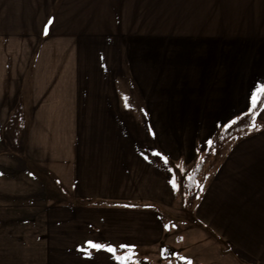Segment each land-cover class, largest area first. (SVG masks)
Here are the masks:
<instances>
[{
	"label": "crops",
	"instance_id": "0c3cea01",
	"mask_svg": "<svg viewBox=\"0 0 264 264\" xmlns=\"http://www.w3.org/2000/svg\"><path fill=\"white\" fill-rule=\"evenodd\" d=\"M261 83L264 0H0V89L30 121L23 155L0 149V264H117L90 245L158 248L176 165L205 154ZM255 124L198 179L193 221L226 251L192 264H264V111ZM33 163L64 167L72 201L4 223L22 200L36 210L34 184L21 186Z\"/></svg>",
	"mask_w": 264,
	"mask_h": 264
},
{
	"label": "rangeland",
	"instance_id": "374dc122",
	"mask_svg": "<svg viewBox=\"0 0 264 264\" xmlns=\"http://www.w3.org/2000/svg\"><path fill=\"white\" fill-rule=\"evenodd\" d=\"M6 46V42L2 45ZM11 47V45H10ZM16 92L15 88L4 87L0 89V115H2L3 119H0V149L5 152L4 154H10L11 151H20L21 155H23V151L26 147L27 143V133L30 126V121L27 119L20 118V111L23 107H27L26 104H13L11 100L16 99V96L11 97V95H7L10 92ZM3 93V94H2ZM2 94V95H1ZM12 112V113H11ZM15 115V118L12 116ZM226 148V147H225ZM225 148L218 153L213 154L210 158H213L216 163H209L208 168L212 169L221 158V156L225 152ZM204 153L199 158H202ZM198 158V159H199ZM210 160V159H209ZM9 165V166H6ZM11 163H5V167H11ZM30 169L33 170L35 175V181L29 180L26 175L22 176L24 178V183L21 186H24V191H27V187H30L34 184L35 186V197L36 200V210H31L30 206L26 205V201H21L18 209H11V215L5 217L4 223H12L16 224L21 220V223L25 221L26 218H35L37 223L39 222V210L43 206V204H60V203H68L71 200V192L68 190L66 183H64L60 177L61 173L67 172L65 168H60L57 166H47L41 163L29 164ZM194 165V164H193ZM190 167L184 166V172L182 173L179 168L174 170L175 177L179 180L180 191L177 189V193L180 192L179 202L175 204L172 208L162 211L163 218L167 221V237L165 241H162L158 248L154 249H145V248H133L131 249L135 253V260L137 264H144L141 260L142 258H146L149 262L146 264H162V261H166L164 259L165 255H171L172 259H174L177 264L181 263L182 260H185L183 264H192L190 259L193 260V257H202L206 253H209L208 247H211V254L213 256H220L225 254V249L223 245L218 242V245H214L207 231L200 229L197 224L193 221L192 213H193V204L187 203L186 193H184L182 189V181L188 176ZM7 169V168H5ZM10 169V168H8ZM32 172V171H31ZM203 179L197 180V189L200 190L204 185ZM12 183L6 182L4 183V191L6 193H15L13 192V188L11 187ZM23 194H20L19 199H23ZM43 196V197H41ZM41 197V198H39ZM6 203V201H5ZM32 203V202H31ZM26 207H29L28 211ZM19 210V211H15ZM24 210V211H23ZM28 212H35V214L28 215ZM24 214V215H23ZM208 243V246L204 243ZM169 245L171 247V252L163 254L161 252V248ZM223 247V248H222ZM207 250V251H206ZM223 254V255H224ZM230 257V256H229ZM160 258V259H159ZM187 261V262H186ZM189 261V262H188ZM229 264V263H228ZM234 264V262L230 263Z\"/></svg>",
	"mask_w": 264,
	"mask_h": 264
},
{
	"label": "trees",
	"instance_id": "16d2710c",
	"mask_svg": "<svg viewBox=\"0 0 264 264\" xmlns=\"http://www.w3.org/2000/svg\"><path fill=\"white\" fill-rule=\"evenodd\" d=\"M235 120V124H231V121ZM227 124H225L214 136L208 150L205 152L202 158L197 159L192 168L189 171L188 176L182 181V189L184 193H186L187 203L193 204L197 196L200 193V190L197 189V180L200 178L206 162L210 159V157L218 152H221L226 144L235 136L241 134L242 132L250 130L251 121L248 118L247 111L240 116H237ZM231 124V126H229ZM191 177V179H189ZM122 251L121 249H117V253ZM161 252L163 254L171 252V247L164 246L161 248ZM171 255H165L164 259L170 260ZM183 264V263H179Z\"/></svg>",
	"mask_w": 264,
	"mask_h": 264
},
{
	"label": "snow or ice",
	"instance_id": "6c2138e0",
	"mask_svg": "<svg viewBox=\"0 0 264 264\" xmlns=\"http://www.w3.org/2000/svg\"><path fill=\"white\" fill-rule=\"evenodd\" d=\"M250 107L247 110V115L249 120L251 121V127L253 129H256L255 119L256 116L259 115L261 111H264V83L259 84L251 93L250 95ZM127 106V105H126ZM236 121H231V124H235ZM231 124L229 126H231ZM211 143V141H209ZM165 160V164L167 165V159L163 158ZM177 168L180 169V171L184 172V165L183 163L176 165ZM169 171H171V168H169ZM191 179V177L189 178ZM170 183L172 184L173 188L178 187V181L174 177ZM93 248H96L97 250L104 249L105 251L112 254V258L116 260L117 264H137L135 260V253L131 249L128 250V252L124 255H118L117 249L109 246V245H101V244H91L90 245ZM126 245H121L120 249L123 250L127 248ZM190 264V262H189Z\"/></svg>",
	"mask_w": 264,
	"mask_h": 264
}]
</instances>
